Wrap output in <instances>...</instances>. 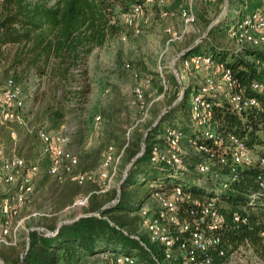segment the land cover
Here are the masks:
<instances>
[{
    "label": "trees",
    "instance_id": "1",
    "mask_svg": "<svg viewBox=\"0 0 264 264\" xmlns=\"http://www.w3.org/2000/svg\"><path fill=\"white\" fill-rule=\"evenodd\" d=\"M139 2L141 0L0 1V88L7 79L20 85L23 93H28L30 103H37L46 123L44 127H34L23 112L24 122L11 125L18 139L11 141L8 130L1 128L0 131L5 132V137L13 142L19 155L29 156L32 161L38 162L39 177L34 187V194L37 195L33 198L32 207L52 213L27 221L16 246L0 245L3 264H95V254L104 250L130 254L138 264H157L153 256L161 260V250L149 241L138 215L140 205L150 194L151 184L166 187L182 184L194 196L216 197L222 203L221 211L226 216L223 231L226 240L239 242L246 237L255 245L258 233L264 231V194L259 188V182L264 180V165L258 162L238 165L232 173L229 164L218 162L219 157L224 156L230 163V153L222 149L212 156V161L216 163L211 167V172L206 175L196 172V163L208 157L209 153L198 151L188 139L217 150L213 140L206 139L202 129L194 127L189 121L190 101L199 87L197 81L188 80L183 91H180L172 71L168 78L163 74L164 88L158 73V81L154 82L151 74L138 71L139 77L134 78L133 71L136 70L131 69L133 85L142 84L144 97V87L151 86L152 82L157 85L158 94L163 95L167 94L171 85L174 86L172 93L167 94L162 102L165 106L163 110H167L155 125L153 123L163 111H160L159 101L148 108L147 116L140 121L141 108L135 102L132 104L130 98L122 93L120 82L109 81L108 94L91 109L83 107L91 82L73 87L77 72H87L81 67L94 48H101L115 39L124 41L122 37L126 39L127 30L133 32L123 23L122 15ZM181 2L174 0L171 3L178 5L175 9L156 4L150 8H156L159 15L164 9L178 13ZM217 3L222 4L224 0H217L213 4ZM261 7H264V0H228L229 21L220 20L213 24L201 41L179 56L178 63L185 57L210 55L216 62L229 68L240 84L246 86V93L252 94L249 82L264 74V67L260 64L264 61V47L230 48L226 44L230 40V25ZM195 14L194 24L201 19L205 26H209V19L203 18V14L196 10ZM116 61L117 71L122 67L130 68L129 63H126L129 64L127 67L125 63H120L119 58ZM145 77H150L149 84H144ZM132 96L134 99L133 92ZM258 97L261 99L259 107L240 114L232 111L224 99H213L210 128L222 139L229 133L236 135L255 157H264V99ZM73 102L79 107L76 110L82 119H79L72 133L69 132L68 148L75 146L78 149V170L97 167L102 151L109 144L123 150L119 165H127L141 151L142 140L145 139L144 152L129 167L120 184L117 201L113 202L117 196L116 187L105 193H96L94 183L81 186L71 181L58 182L48 173L49 158L40 156L38 131H58L67 122L65 105ZM96 113H99L100 121H95ZM167 127L178 129L184 136L182 147L187 152L184 158L189 171L176 172L166 165L150 161L153 146L167 145L164 136ZM96 132L97 144L90 145L89 139ZM226 144L227 141H223L222 145ZM212 172L219 174L215 176ZM147 179L152 181L148 193L140 197L137 189ZM222 182H226L227 186L224 187ZM85 185V190L81 191ZM89 192L88 205L81 208V213L74 209L71 215L73 221L58 226L62 211L73 202L74 197ZM105 205L98 215H89ZM235 211L243 212L246 221H232ZM37 226L57 231L50 236H44L36 229L27 233V229ZM20 249L26 250L25 254L22 255Z\"/></svg>",
    "mask_w": 264,
    "mask_h": 264
},
{
    "label": "built area",
    "instance_id": "2",
    "mask_svg": "<svg viewBox=\"0 0 264 264\" xmlns=\"http://www.w3.org/2000/svg\"><path fill=\"white\" fill-rule=\"evenodd\" d=\"M1 1V0H0ZM217 0H182L178 13L172 10H162L161 16H179L182 22L181 35L189 32L196 21L195 6L213 4ZM174 0H141L134 4L130 11L123 13V23L132 29L134 34L140 32L138 20L144 9L154 4L170 5ZM169 38L167 43L177 38L171 27L165 29ZM228 37L236 47H264V7L244 16L228 29ZM125 40V36L122 37ZM179 58V56H178ZM183 71L198 74L201 78L197 92L192 96L189 109L191 125L202 129L206 139L213 140L217 150L213 151L203 143L188 139L198 151L209 153V156L196 163V172L206 175L216 163L212 156L220 150L230 153V163L224 156H220V164H229L230 172L234 173L238 165H251L258 162L264 165V157H255L246 143L236 135L229 133L226 138L218 137L210 128L213 117V99L222 98L236 113L247 112L260 106L258 95L264 99V74L249 82L252 94L246 93V86H242L232 71L223 64L216 62L210 55H193L180 61ZM261 66L264 67V61ZM129 67V64H126ZM172 67L180 91L184 85L181 81L180 70ZM133 77L138 78L137 71ZM161 82L166 87L164 76L160 73ZM144 84L150 83V77L143 79ZM142 84L136 83L132 87L134 102L142 112L141 120L147 116L150 103L146 102ZM25 96L20 87L12 79H7L0 88V130L9 131L15 139L16 131L12 123L24 122ZM100 115L96 116V120ZM1 133V131H0ZM167 145L153 146L150 161L166 165L176 172L189 171L184 156L187 154L182 147V133L175 128L167 127L164 133ZM40 156L49 158L48 173L58 182L71 181L78 185L94 183L96 193H105L117 188L116 177L119 175V163L123 150L114 145H107L101 154L97 167L89 170H78V155L68 148L69 136L60 131L40 129L38 131ZM227 141L224 146L223 141ZM223 146V147H222ZM211 155V156H210ZM124 173V171H123ZM217 176L218 172H212ZM39 175L37 161H32L15 152L6 153L0 144V245L16 246L23 222L34 216H50V210L33 209L18 218L19 212L33 201L36 177ZM123 175V174H122ZM235 177V175H234ZM200 179V178H199ZM224 187L226 182H222ZM150 194L138 210L140 224L147 233L151 243L159 246L162 259H154L157 264H264V231L258 233L257 243L254 245L248 238L239 242L229 241L223 237L226 216L221 211L223 205L216 197L194 196L182 184L161 186L151 184ZM259 188L264 194V180L259 182ZM91 192L76 195L73 202L65 209H81L89 202ZM255 196V195H253ZM71 220V219H69ZM232 221L245 222L243 212L235 211ZM44 236L54 235L56 230H48L42 226L33 227ZM26 229V228H25ZM256 247L258 249H256ZM95 264H138L137 259L125 253L104 250L95 254ZM3 262L0 259V264Z\"/></svg>",
    "mask_w": 264,
    "mask_h": 264
},
{
    "label": "rangeland",
    "instance_id": "3",
    "mask_svg": "<svg viewBox=\"0 0 264 264\" xmlns=\"http://www.w3.org/2000/svg\"><path fill=\"white\" fill-rule=\"evenodd\" d=\"M173 9L177 8L178 5L171 4ZM224 3L222 4H198L195 6V10L198 13L203 14V18L209 19L210 24L214 22V25L217 24L220 20L225 22L229 21V9L225 12L223 11ZM177 14V11H173ZM205 15V16H204ZM218 18V19H217ZM217 19V21H216ZM138 27H140V32L138 34H134L130 30L126 32V39L124 41L120 39L111 40L106 45L101 48H94L92 52L87 56L86 63L81 67L83 70L86 69V73H82L80 70L77 72V80L73 87H78L80 85H84L85 83L91 82L90 92L87 94L86 101L83 104L86 110L91 109L92 106L99 103L107 94H108V82L116 81L120 82L121 91L125 95L130 98L131 103H134V99L132 96V87L134 83V79L131 76V69L136 70L142 74H151L153 81L157 82V73H160L165 77H169L173 64L175 63L180 70L181 81L183 85H187L188 80L193 82H199L200 77L197 74H191L183 71L180 64L178 63V55L186 49L193 42L198 40L206 31L207 26H205L203 20L198 19V22L193 25V27L189 30L188 33L181 35L180 31L182 29L181 18L177 15L173 16H161L156 8H150L149 6L144 9L142 16L138 20ZM171 27L173 31L176 33L177 38L173 41L167 43L169 38L168 33L165 31L166 28ZM230 48L235 47L234 44H230L228 41L227 44ZM117 58H119L120 63H129L130 68L122 67L119 71H117L118 63ZM117 71V72H116ZM156 73V74H155ZM191 74V75H190ZM169 84H172L171 78L169 80ZM156 84H151V86L144 87L145 97L150 106L155 102L159 101L160 108H162L163 101L167 98V94H171L174 86L171 85L167 94L163 95L158 94L156 91ZM33 90V89H30ZM25 102L23 112L25 113L26 118L31 122L32 126H45L46 123L43 121L42 116L43 113L40 108L37 107V103H30V98H28V93L24 92ZM77 108H79L76 102L65 105L64 111L66 112L67 122L60 127L58 131L63 132L69 136V132L76 128V124L79 119H82V116L79 117L77 113ZM165 108V106L163 107ZM160 109V111L163 110ZM37 113V119L36 112ZM159 113V112H157ZM99 113L95 114L96 116ZM153 118V117H151ZM156 119V118H154ZM142 121V120H140ZM5 132L0 133V144L3 146L6 153L15 152L17 153L16 147L13 145L15 139H18V135L16 134L15 139L11 136L10 139L5 137ZM98 139V133H95L94 137L89 139L90 145H96ZM74 153L78 154V149L75 146L70 148ZM18 154V153H17ZM27 159H30L29 156H26ZM31 160V159H30ZM126 165H119V175L116 177V184L122 178L123 171ZM39 175L36 177V181L38 180ZM152 181L147 179L143 185H141L137 191L140 194V197L144 194L148 193L149 183ZM86 185L81 189V191L85 190ZM36 193L33 194V198L36 197ZM147 200V199H146ZM33 202V201H32ZM145 202V201H144ZM32 203L23 209L20 210L18 218L24 216L25 214L32 211ZM82 209H77L78 212L81 213ZM74 209H64L61 213V220H69L71 219V215ZM35 219L39 218V216H34ZM31 218L26 219L23 222V226L21 228V232L26 228V223ZM25 231V230H24ZM20 234V233H19ZM20 239V235H19ZM24 250L20 249V253Z\"/></svg>",
    "mask_w": 264,
    "mask_h": 264
},
{
    "label": "water",
    "instance_id": "4",
    "mask_svg": "<svg viewBox=\"0 0 264 264\" xmlns=\"http://www.w3.org/2000/svg\"><path fill=\"white\" fill-rule=\"evenodd\" d=\"M228 9V0H224V7H223V11L225 12L226 10ZM218 19V18H217ZM216 19V21H217ZM214 24V22H212L211 24H209V26L207 27L205 33L198 39L196 40L195 42H193L191 45H189L186 49H184L178 56L182 55L184 52H186L187 50H189L190 48H192L195 44H197L199 41H201V39L206 35L207 31L209 30V28ZM173 68L175 71H177V68H176V64L174 63L173 64ZM167 109H164L160 114L159 116L157 117L156 121L153 123V125H155V123L159 120V118L161 117V115L166 111ZM152 125V126H153ZM144 149H145V139L142 140V148H141V151L135 155V157L126 165L125 169H124V173L122 175V178L121 180L118 182V185H117V196L116 198L113 200L114 201H117L118 200V194H119V187H120V184L122 182V180L126 177L127 175V171L129 169V167L131 166V164L133 163V161L138 158L140 155H142V153L144 152ZM107 205L103 206L100 210L96 211L95 213H89V215H98L99 212L104 209ZM73 221V219L71 220H62L58 223V226H60L61 224H64V223H67V222H71ZM34 228H29L27 229V233L32 230ZM57 231V229H56ZM28 240V238H27ZM27 245H28V241H27ZM26 250L24 252H22V255L25 254ZM2 264V263H1Z\"/></svg>",
    "mask_w": 264,
    "mask_h": 264
},
{
    "label": "crops",
    "instance_id": "5",
    "mask_svg": "<svg viewBox=\"0 0 264 264\" xmlns=\"http://www.w3.org/2000/svg\"><path fill=\"white\" fill-rule=\"evenodd\" d=\"M229 42H230V44H233L230 40H229ZM78 214H79V213H78ZM78 214H77V215H78Z\"/></svg>",
    "mask_w": 264,
    "mask_h": 264
}]
</instances>
